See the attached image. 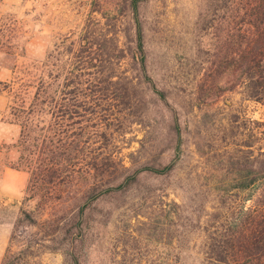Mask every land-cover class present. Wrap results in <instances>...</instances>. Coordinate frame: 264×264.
<instances>
[{"label": "trees", "instance_id": "obj_1", "mask_svg": "<svg viewBox=\"0 0 264 264\" xmlns=\"http://www.w3.org/2000/svg\"><path fill=\"white\" fill-rule=\"evenodd\" d=\"M107 1L88 0L90 18L70 42L73 48L67 50L74 72L63 78L46 73L34 81L19 79L17 83V101L9 109L11 123L20 127V163L30 174L24 202L35 196L41 202L57 199L58 187L76 172H91L93 183L86 194L90 202L123 192L138 184L142 175L170 177L172 173L167 172L172 167L161 164L134 168L138 164L131 162V167H125L110 148L127 126L146 127L145 90L151 86L160 99H165L166 90L156 91L147 75L141 0H119L117 14L101 8ZM94 12L101 18L93 17ZM205 18L196 26L195 42L198 71L208 65L205 88L213 90L219 74L236 72L233 87L239 88L242 97L264 102V0H213ZM124 22L133 25L123 30L126 37H132L129 44L120 41L119 26ZM204 35L211 39L207 48L201 41ZM125 60L128 66L123 68ZM13 84L5 86L10 90ZM213 121L197 128L195 136L202 141L194 146L196 155L205 157L214 172H195L189 204L141 205L133 216L143 218L139 230L135 236L128 234L134 242L131 247L140 251L141 240L146 245L157 241L165 247L173 241L182 245L186 238L174 236L170 227L177 224L183 230L188 224V229L200 234L192 264H264V124L237 114L224 127ZM145 131L137 153L150 142V132ZM165 134L168 143L160 154L179 152L183 145L179 125L174 122ZM254 194L253 206L246 208L244 204ZM34 214L22 209L16 226L34 225ZM14 239L13 232L10 242ZM182 262L177 256L176 263ZM5 264L27 262L7 258Z\"/></svg>", "mask_w": 264, "mask_h": 264}, {"label": "rangeland", "instance_id": "obj_2", "mask_svg": "<svg viewBox=\"0 0 264 264\" xmlns=\"http://www.w3.org/2000/svg\"><path fill=\"white\" fill-rule=\"evenodd\" d=\"M118 1L108 0L101 8L117 14ZM212 4L213 0H141L139 6L147 75L156 91L166 90L165 99L149 85L144 94L146 127L127 126L122 136L114 137L110 148L125 167H131V162H137L134 168L167 165L172 167L167 171L172 172L170 177L142 175L138 184L123 192L90 202L86 194L93 183L91 172H76L58 187L57 199L41 202L35 196L24 202L30 174L20 163V127L11 123L9 106L16 99L19 79L34 81L46 73L63 78L75 71L68 65L71 56L67 50L73 48L72 40L90 18L89 6L88 0H0V264L7 258L13 262L25 258L27 264H177V256L182 264H192L200 234L188 229V224L183 230L177 224L170 227L174 236L186 238L182 245L176 241L169 247L162 241L146 245L141 240L140 251H136L128 234L135 236L139 230L143 218L133 216L141 205L189 204L195 172H214L205 157L196 155L194 143L202 141L195 136L198 127L206 128L211 120L224 127L234 114L264 124V102L242 97L239 88L233 87L236 72L219 74L214 78L216 87L205 88L208 65L198 71L195 64L196 26ZM92 16L101 18L99 12ZM130 25L133 27L132 22L119 26L122 43L129 44L132 39L123 34ZM201 41L207 48L211 39L204 35ZM127 66V60L123 61L122 67ZM11 81L14 88L9 90L5 85ZM174 122L181 129L183 145L179 152L160 154L168 143L166 130ZM145 130L150 132V142L137 153ZM255 197L244 204L246 208L253 206ZM22 209L34 211V225L16 226ZM13 232L16 239L10 242Z\"/></svg>", "mask_w": 264, "mask_h": 264}, {"label": "crops", "instance_id": "obj_3", "mask_svg": "<svg viewBox=\"0 0 264 264\" xmlns=\"http://www.w3.org/2000/svg\"><path fill=\"white\" fill-rule=\"evenodd\" d=\"M5 172H6L5 174H7L8 171H5Z\"/></svg>", "mask_w": 264, "mask_h": 264}]
</instances>
